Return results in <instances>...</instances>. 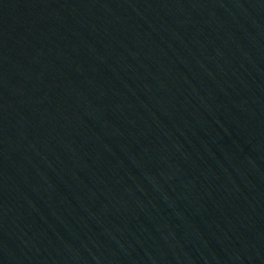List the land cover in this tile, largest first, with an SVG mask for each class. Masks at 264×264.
<instances>
[{"label":"water","instance_id":"1","mask_svg":"<svg viewBox=\"0 0 264 264\" xmlns=\"http://www.w3.org/2000/svg\"><path fill=\"white\" fill-rule=\"evenodd\" d=\"M0 264H264V0H0Z\"/></svg>","mask_w":264,"mask_h":264}]
</instances>
